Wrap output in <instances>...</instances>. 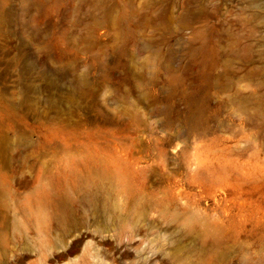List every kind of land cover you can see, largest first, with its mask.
<instances>
[{"label": "rangeland", "instance_id": "obj_1", "mask_svg": "<svg viewBox=\"0 0 264 264\" xmlns=\"http://www.w3.org/2000/svg\"><path fill=\"white\" fill-rule=\"evenodd\" d=\"M7 150L17 264H264V0H0Z\"/></svg>", "mask_w": 264, "mask_h": 264}, {"label": "bare ground", "instance_id": "obj_2", "mask_svg": "<svg viewBox=\"0 0 264 264\" xmlns=\"http://www.w3.org/2000/svg\"><path fill=\"white\" fill-rule=\"evenodd\" d=\"M22 151V150H21ZM20 151V152H21ZM46 152V151H45ZM23 153V152H21ZM17 153L15 152H10V151H0V264H7L10 263L9 259L14 257L13 259H15L16 257L13 256L11 254V250L8 248V246H5L3 239L1 238V222L2 220L6 217L7 215V208L10 207V205L13 202V196L17 195L18 193V185L16 187V184H14L11 181V176L12 174L10 173L12 170V165L13 162L16 160L17 157ZM40 158V157H39ZM29 166V165H28ZM47 166V164H46ZM49 167V166H48ZM17 177V176H16ZM15 179V178H14ZM18 179V178H17ZM27 180V179H26ZM23 182V181H22ZM30 182V181H29ZM28 184V183H27ZM21 187V186H20ZM28 187V186H27ZM22 189V187H21ZM31 189V188H30ZM26 191V190H25ZM28 191V190H27ZM23 192V191H22ZM24 193V192H23ZM81 203V202H80ZM121 203V202H120ZM37 208V213L39 218H45L47 217V213H46V209L47 207L45 205H42L41 203L38 204ZM35 208V210H36ZM71 210L67 211L66 217L61 216L59 217V220L66 218L67 220L71 218L72 214H71ZM79 213V212H78ZM81 214V213H79ZM77 214V215H79ZM94 214V213H93ZM6 223V222H5ZM8 224V223H7ZM6 224V225H7ZM82 226V225H80ZM90 226V225H89ZM96 226V224H95ZM84 227V224H83ZM78 228V227H77ZM69 231V230H68ZM79 231V229H78ZM84 231V230H83ZM93 232V231H91ZM81 233V232H80ZM103 233V232H102ZM70 236V235H69ZM87 236L86 233H81L78 234L75 237H72L73 239H71V242L66 243V241L64 240V238H61L58 240V247L56 246V249L54 251H52V253L50 254V262L54 263V264H59V262H61L66 256L73 254V252L75 251L76 247H78V245L80 244V242L85 239ZM106 236V235H104ZM71 238V237H70ZM88 238V237H87ZM109 239V238H108ZM96 240V239H95ZM89 241V240H87ZM97 243V242H96ZM54 247V248H55ZM111 248V247H110ZM109 248V249H110ZM59 249H61L60 251H58ZM108 250V249H107ZM122 250V249H121ZM120 247L119 249H117L116 251V256L119 259L123 258V253L121 252ZM77 251V250H76ZM109 251V250H108ZM106 252V251H105ZM110 254V252H109ZM23 255V254H22ZM110 257V255H109ZM108 257V258H109ZM96 258V257H95ZM25 259V258H24ZM27 259V258H26ZM100 259V258H99ZM124 259V258H123ZM19 260V259H18ZM16 261V259L14 260ZM94 261V260H93ZM108 262V261H107ZM106 262V263H107ZM17 264V261H16ZM20 264V263H19Z\"/></svg>", "mask_w": 264, "mask_h": 264}]
</instances>
